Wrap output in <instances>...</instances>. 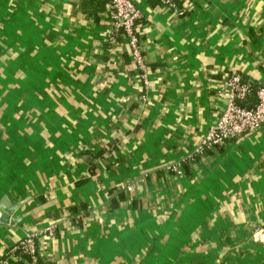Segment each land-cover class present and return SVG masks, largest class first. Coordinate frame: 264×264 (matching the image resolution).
<instances>
[{
    "label": "crops",
    "instance_id": "0c3cea01",
    "mask_svg": "<svg viewBox=\"0 0 264 264\" xmlns=\"http://www.w3.org/2000/svg\"><path fill=\"white\" fill-rule=\"evenodd\" d=\"M131 1L146 82L105 1L0 0V257L264 264V123L195 153L229 75L264 85V0Z\"/></svg>",
    "mask_w": 264,
    "mask_h": 264
},
{
    "label": "built area",
    "instance_id": "2783aa9c",
    "mask_svg": "<svg viewBox=\"0 0 264 264\" xmlns=\"http://www.w3.org/2000/svg\"><path fill=\"white\" fill-rule=\"evenodd\" d=\"M103 1L108 3L110 7L109 14L113 26L110 39L113 40L115 33L120 29L122 30L131 49V59L146 82L144 56L139 37L135 31V22L141 16L140 10L131 0ZM162 1L173 5L171 0ZM252 92V85L242 81L239 74L234 73L226 78L223 94L227 97V103L215 124L210 127L206 135L196 146V154H202L209 148L222 145L228 140L238 138L244 133L254 132L261 127L264 123V85L255 91L256 101L254 106L249 108L243 106L241 101L250 96ZM168 168L177 174L182 173V170L175 165H170ZM50 228H48L49 233H51ZM35 236L33 233H26L22 239L14 244L13 249L15 250L18 246H22L31 254V262L38 264ZM5 263L6 260H0V264Z\"/></svg>",
    "mask_w": 264,
    "mask_h": 264
},
{
    "label": "trees",
    "instance_id": "16d2710c",
    "mask_svg": "<svg viewBox=\"0 0 264 264\" xmlns=\"http://www.w3.org/2000/svg\"><path fill=\"white\" fill-rule=\"evenodd\" d=\"M171 1L173 3V0H171ZM254 95H255V92H254ZM255 101H256V98H255ZM122 198H123V195L120 194L119 199L121 200ZM117 205H118V202L113 201L110 206L115 207ZM14 246L15 245H12L8 249H6L4 255L2 257H0V260H6L5 264H27V263H31L32 258H31V254L28 252V250L23 248L22 246H18L14 250L13 249ZM9 255H11V256H9ZM13 257H15V259H13Z\"/></svg>",
    "mask_w": 264,
    "mask_h": 264
},
{
    "label": "water",
    "instance_id": "95a60500",
    "mask_svg": "<svg viewBox=\"0 0 264 264\" xmlns=\"http://www.w3.org/2000/svg\"><path fill=\"white\" fill-rule=\"evenodd\" d=\"M3 209H5L4 207H2L1 208V211H0V219L2 220V221H5V222H7V220H8V214L10 213V209H6V210H3Z\"/></svg>",
    "mask_w": 264,
    "mask_h": 264
}]
</instances>
